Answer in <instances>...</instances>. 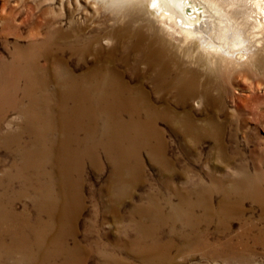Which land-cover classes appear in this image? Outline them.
Instances as JSON below:
<instances>
[{"label": "bare ground", "instance_id": "obj_1", "mask_svg": "<svg viewBox=\"0 0 264 264\" xmlns=\"http://www.w3.org/2000/svg\"><path fill=\"white\" fill-rule=\"evenodd\" d=\"M84 2L94 14L107 7L117 13L111 10L114 18L101 29L72 20L65 30L47 25L49 31L42 34L39 44L35 41L27 47L32 59L25 63V70L21 67L15 73L22 77L19 91L26 103L13 107L23 114L15 131L9 123V153L20 163H10L9 171L0 177V241L5 236L12 243L24 241L33 264H80L90 255L117 264L116 256L107 257L106 244L120 250L137 245L136 237L144 235L143 231L154 235L177 219L191 230L189 221L196 210L212 213L209 197L190 200L188 180L179 176L167 156L165 137L196 142L208 137L217 158L237 165L226 155L224 129L218 119L226 94L219 75L228 72L230 80L244 81V69L264 51V0ZM120 3L128 7L118 12ZM143 153L164 176L158 184L179 202L175 205L172 197H166L168 215L153 201L145 207L134 206L130 226L118 210L131 189L148 185L140 182ZM86 166L98 173L104 167L109 170L96 198L111 215L103 224L110 222L113 231L125 232L124 221L135 233L133 240L108 232L104 240L96 238L92 218L93 223L87 225L92 234H81L84 244L80 241L77 222L85 202ZM237 169L241 178L231 182L217 212L234 214L239 198L251 194L244 166ZM17 179L20 183L14 189ZM174 179L182 183H173ZM202 193L206 196L210 191ZM230 193L239 198L230 202ZM89 195L95 199V192ZM21 201L23 210L18 212L15 204Z\"/></svg>", "mask_w": 264, "mask_h": 264}, {"label": "rangeland", "instance_id": "obj_2", "mask_svg": "<svg viewBox=\"0 0 264 264\" xmlns=\"http://www.w3.org/2000/svg\"><path fill=\"white\" fill-rule=\"evenodd\" d=\"M68 2L67 0H0V83L8 84V86H0V177L4 171H9L10 163L15 162L17 166L20 163L18 157L9 153L7 134L9 123L10 130L15 131L23 120V114L13 109L14 106L22 107L26 103L21 99L19 91L23 86L22 77H18L15 73L21 67L24 71L25 63L32 59L28 53V45L30 47V43L35 41L39 44L49 31L48 26L52 25L50 29L57 27L65 30L72 20L74 24H82L90 29H101L114 18V15H111L112 11L117 13L115 9L107 7L100 8L94 14L93 9L87 6L84 0H68ZM123 6L124 4L120 3L116 7L118 12ZM124 7L127 8L128 5ZM35 49H38V46ZM258 57L251 66L244 69L243 73L247 78L244 81L240 78L230 80L231 76L228 72L219 75L225 82L226 88V94L222 97L220 115L218 114L226 139V155L233 158L238 166H244L249 176L247 178L249 186H252L249 188L251 194L239 198L238 195L230 193L228 195L230 202L239 198L238 211L231 215L224 214L225 210L217 212L223 194L230 191L231 182L241 178L238 166L233 167L217 158L213 141L208 137H202L203 139L196 142L167 135L165 137L168 147L167 156L175 163V170L179 176L187 178L186 187L191 195L190 200L194 202L197 198L203 197L202 201H204L207 200L205 197H209L214 210L210 214L196 210V216L189 221L193 226L191 230L187 226L182 227L181 224L184 222L175 218L177 221L172 224L174 230L168 222L155 231L154 235H146V231H143L144 235L136 237L139 240L137 245L130 244L120 250L106 244L107 257L116 256L119 261L116 262L117 264H264V201L258 200L264 197V51ZM13 77L14 83H12ZM24 79L27 80L25 75ZM101 124L100 122L99 125ZM143 154V173L139 181L141 184L148 183L149 186H137L131 189L129 196L122 199L118 212L128 223L134 206L145 207L153 201L152 204L157 203L164 208L163 202L172 197L168 189L158 184L159 180L164 179V176L158 172V167L151 163L145 153ZM85 169L86 180L82 189L85 202L77 222L82 244H84L83 234H92L87 232V225L93 222L95 233L98 232V234L94 233L96 238L102 237L104 240L105 232H108L118 239L125 235L129 240H133L135 233L127 229L130 227L124 221L122 225L125 226V230H122L127 233L113 231L110 222L108 226L106 223L103 224L111 215L105 213L107 210L104 212L96 198H99L100 187L106 185L105 180L109 170L104 167L102 172L98 173L90 166H86ZM175 182L182 183V180L174 179L173 183ZM19 183V179L15 180L12 188L17 189ZM199 190L210 191V194L204 196L205 194ZM94 192L95 199L91 200L89 193ZM139 201L144 202L141 204ZM171 202L176 205L179 201L177 197H172ZM23 204V201L17 202L15 209L22 212ZM166 210L164 208V212L168 215ZM135 217L140 220L138 214ZM92 218L93 222H91ZM7 245L11 247L10 251H7ZM27 251L24 241L12 243L7 236L2 237L0 264L35 263L32 262ZM30 253L34 254L35 251L32 250ZM90 256L80 264H108L99 256Z\"/></svg>", "mask_w": 264, "mask_h": 264}]
</instances>
